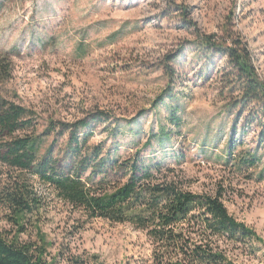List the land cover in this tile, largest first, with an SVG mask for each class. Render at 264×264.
<instances>
[{
	"label": "rangeland",
	"instance_id": "obj_1",
	"mask_svg": "<svg viewBox=\"0 0 264 264\" xmlns=\"http://www.w3.org/2000/svg\"><path fill=\"white\" fill-rule=\"evenodd\" d=\"M227 31L248 46L264 81V0H0V61L10 73L0 100L64 123L106 112L118 127L111 136L95 126L90 144L105 142L120 157L166 129L171 138L154 139L145 156L175 168L194 193L224 191L228 212L258 235L261 249L257 256L232 251L231 261L264 264V154L257 169L235 164L241 152L256 151V129L244 134L242 122L222 111L219 68L209 83L198 78L205 58L195 55L197 36ZM167 89L173 98L154 108ZM33 184L43 210L18 238L0 215V236L45 247L47 264H153L144 233L87 220Z\"/></svg>",
	"mask_w": 264,
	"mask_h": 264
},
{
	"label": "trees",
	"instance_id": "obj_2",
	"mask_svg": "<svg viewBox=\"0 0 264 264\" xmlns=\"http://www.w3.org/2000/svg\"><path fill=\"white\" fill-rule=\"evenodd\" d=\"M193 45L195 55L205 58L200 81L209 83L219 68L216 98L222 111L242 122L244 134L255 127L256 151L241 152L235 164L257 169L258 153L264 154V81L251 51L228 31L221 37L197 36ZM217 57L226 60L224 66L216 67ZM8 66L0 61V85L10 78ZM173 96L165 90L154 108ZM171 112L172 123L180 126ZM97 125H105L113 136L110 129H117L118 119L96 111L75 123L44 120L24 106L0 100V166L5 170L0 174V215L16 229L17 238L44 207L36 180L87 220L129 225L144 233L152 244L153 264H234L232 251L250 256L261 251L258 235L228 212L224 191L194 193L175 168L148 160L144 151L154 139L171 138L170 132L164 129L141 149L120 157L105 142L90 144ZM13 238L0 236V264H47L45 247Z\"/></svg>",
	"mask_w": 264,
	"mask_h": 264
}]
</instances>
